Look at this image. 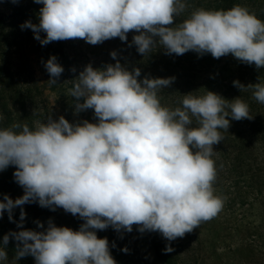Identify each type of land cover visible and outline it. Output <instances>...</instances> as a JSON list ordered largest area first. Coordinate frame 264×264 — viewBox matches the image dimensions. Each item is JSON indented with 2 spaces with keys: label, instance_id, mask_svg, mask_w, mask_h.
Here are the masks:
<instances>
[{
  "label": "clouds",
  "instance_id": "obj_1",
  "mask_svg": "<svg viewBox=\"0 0 264 264\" xmlns=\"http://www.w3.org/2000/svg\"><path fill=\"white\" fill-rule=\"evenodd\" d=\"M15 3L16 0H13ZM43 6L39 23L25 21L41 45L83 39L96 45L135 31L132 44L147 56L159 46L168 55L194 51L219 59L228 54L238 61L264 68V21L239 4L230 9H191L189 0H34ZM176 17L182 22L174 24ZM45 33L41 38L40 33ZM116 59L117 53H111ZM49 86L64 71L55 55L45 62ZM73 72L75 68L71 69ZM117 59L102 69L88 64L73 80L68 94L75 113L93 109L96 123H70L64 116L46 121L14 122L0 126V171L14 165L15 181L24 194L15 200L4 194L0 217L21 207L19 231L0 243V264L8 261L7 245L16 241L15 258L32 256L35 264H117L109 241L97 230L159 232L171 242L209 221L222 210L224 197L215 194L217 167L214 145L223 141L230 119H253L240 96L228 100L206 91L183 95L180 106L161 104L159 92L175 77L138 79ZM233 85L252 90L264 104V82ZM35 115V112H33ZM4 116L0 113V121ZM63 208L84 223L78 230L48 226L24 229L23 205ZM115 247V244L112 245ZM128 252L125 247L122 249ZM166 252L173 251L167 245Z\"/></svg>",
  "mask_w": 264,
  "mask_h": 264
},
{
  "label": "rangeland",
  "instance_id": "obj_2",
  "mask_svg": "<svg viewBox=\"0 0 264 264\" xmlns=\"http://www.w3.org/2000/svg\"><path fill=\"white\" fill-rule=\"evenodd\" d=\"M19 4L20 0L15 3L13 0H0V16L4 17L0 25V113L4 120L0 121V126H9L14 122H27L32 126L34 120L46 121L49 115L54 120L62 115L70 123H80L83 120L98 122L93 109L75 113L74 100L68 94V78L60 80L58 85L49 86L50 76L46 68L41 66L38 55L40 50L36 52L32 47L35 44L31 38L34 36L32 29L29 35H24L15 24L12 13ZM30 21L38 24L39 17ZM128 33L132 39L139 34L135 31ZM25 36H30V40H23ZM62 43L68 58L77 63L79 73L88 64L102 69L108 64H115L117 59L120 62L130 61L120 54L113 59V50H108L111 46L105 47L101 43L92 45L79 38L62 40ZM154 53L155 49L151 54ZM162 57L166 61V55L162 54ZM139 69L142 70V67ZM208 74L209 72L203 71L196 73L200 78ZM159 96L162 105L173 108L169 104V97L164 93ZM251 145L245 150L249 158L242 168L232 159L220 157V163L216 164L217 179L214 188L216 195L224 197L223 208L216 217L202 222L183 238L169 242L156 232L158 243L155 246L147 230L141 233L136 225H133L131 232H117L112 227L97 230L98 238L108 239L110 253L117 264H264V148ZM213 159L215 160V156ZM9 168L13 173L16 170L14 165ZM9 193L15 200L24 194V189L17 185ZM22 207L26 213L22 226L24 229H46L48 223L45 226L39 221L44 225V229H41L37 223L27 221V215L44 211L58 227L66 226L75 231L84 223L78 215L73 216L60 207L53 211L39 206L37 202L26 203ZM13 211L17 216L14 219L15 229L11 228L19 231L17 225L20 222L21 207L18 206ZM113 243L115 247L112 246ZM169 244L173 251L166 252L165 248ZM125 247L128 252L122 251ZM13 259L8 256V261L4 264H21Z\"/></svg>",
  "mask_w": 264,
  "mask_h": 264
},
{
  "label": "trees",
  "instance_id": "obj_3",
  "mask_svg": "<svg viewBox=\"0 0 264 264\" xmlns=\"http://www.w3.org/2000/svg\"><path fill=\"white\" fill-rule=\"evenodd\" d=\"M18 8L14 10L12 15L15 19V24L18 25V29L24 34L29 35L30 29H21V25L25 21L36 19L39 17V10L43 6L37 4L34 0H20ZM191 5V11L195 8H205L211 10L230 9L234 5H241L249 9L250 12L255 13L256 16L264 21V0H189ZM183 17H176L174 24L182 22ZM4 17L0 16V25L3 23ZM127 41H121L119 37L117 39H108L101 43V45L111 46L108 50H113L121 56H125L129 62L121 61L123 66H127L129 71L134 68H141V78H166L175 77L174 82L168 88L161 89L159 94L164 93L166 97H169V104L173 108L180 106L179 101L183 95L191 93L196 96H201L206 91H213L228 100H232L240 96L250 106V113L254 116L253 119H243L235 121L230 119V127L228 131L221 130L224 136L223 141L214 145L216 150L215 162L220 163V157L224 156V159H232L239 164V167L244 166L245 161L248 160V153L245 152L247 146L258 145L260 148H264V104L257 102L252 95V90L241 92L240 89L233 85L234 80H239L242 84L247 86L248 84H255L258 82H264V68L257 69L254 64L248 65L238 61L233 55L228 54L219 59L212 57V55L205 54L199 56L194 51H188L183 55L177 56L175 54L168 55L165 53V49L159 46L155 49L154 54L143 56L137 52L136 46L132 44V37L128 36ZM45 36L41 35V38ZM30 36H25L22 39L30 40ZM35 44L32 47L37 50L39 58L41 60V66L45 69V62L50 56L55 55L57 62L64 65V71L57 81V85L63 78H68L69 89L72 87V82L78 77V66L76 62H72L63 48L62 41H53L47 45H41V43L31 37ZM162 54L166 55V61L163 60ZM165 61L164 64L162 62ZM141 63V64H140ZM114 64V63H112ZM125 64V65H124ZM133 65V66H132ZM141 65V67H140ZM75 68V73L71 70ZM146 71V72H145ZM209 72V74L203 78L196 75L197 72ZM200 78V79H199ZM75 101V98L72 97ZM6 111V110H4ZM260 160V159H259ZM8 170V171H6ZM6 170L0 171V200H3L4 194L9 195V190H15V186L19 185L13 176V172L8 167ZM254 174V172H253ZM13 220L10 221L8 213L0 217V243H2L3 236L6 233L15 229L14 219L17 215H14ZM29 223L36 224L37 221H42L46 226L51 219L48 213L37 212L34 215H27ZM52 220V219H51ZM12 227V228H11ZM21 230V229H20ZM151 237V241L157 245L156 232L147 231ZM159 239V238H158ZM160 240V239H159ZM6 251L8 256L15 258L16 241L12 238L9 240ZM21 264H35V259L32 256H25L17 260Z\"/></svg>",
  "mask_w": 264,
  "mask_h": 264
}]
</instances>
